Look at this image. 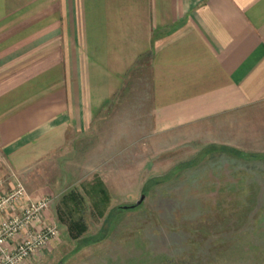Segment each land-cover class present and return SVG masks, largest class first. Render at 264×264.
Instances as JSON below:
<instances>
[{"label": "crops", "instance_id": "1", "mask_svg": "<svg viewBox=\"0 0 264 264\" xmlns=\"http://www.w3.org/2000/svg\"><path fill=\"white\" fill-rule=\"evenodd\" d=\"M119 103L150 153L264 150V0H0V195L26 189L7 214L52 193L39 176L103 142Z\"/></svg>", "mask_w": 264, "mask_h": 264}, {"label": "rangeland", "instance_id": "2", "mask_svg": "<svg viewBox=\"0 0 264 264\" xmlns=\"http://www.w3.org/2000/svg\"><path fill=\"white\" fill-rule=\"evenodd\" d=\"M116 106L103 142L39 176L54 180L43 198L59 233L19 264H264V150L183 144L153 157Z\"/></svg>", "mask_w": 264, "mask_h": 264}, {"label": "built area", "instance_id": "3", "mask_svg": "<svg viewBox=\"0 0 264 264\" xmlns=\"http://www.w3.org/2000/svg\"><path fill=\"white\" fill-rule=\"evenodd\" d=\"M24 198L26 189L22 183H18L11 193L0 195V213L6 211L5 219L0 222V264H19L59 233L55 226L47 224L44 216V211L51 201L48 197L31 199L20 204L19 211L12 215L7 214L6 209L13 202H19ZM39 224L44 225L43 229L38 228ZM18 237L16 247L13 250L7 249L5 243Z\"/></svg>", "mask_w": 264, "mask_h": 264}, {"label": "water", "instance_id": "4", "mask_svg": "<svg viewBox=\"0 0 264 264\" xmlns=\"http://www.w3.org/2000/svg\"><path fill=\"white\" fill-rule=\"evenodd\" d=\"M144 198H145V195L143 194V195L141 196V198L136 202L135 205H139V204H141V203L143 202ZM133 206H134V205H133Z\"/></svg>", "mask_w": 264, "mask_h": 264}]
</instances>
